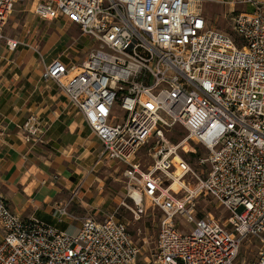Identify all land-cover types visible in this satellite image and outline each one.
<instances>
[{
	"label": "built area",
	"instance_id": "built-area-1",
	"mask_svg": "<svg viewBox=\"0 0 264 264\" xmlns=\"http://www.w3.org/2000/svg\"><path fill=\"white\" fill-rule=\"evenodd\" d=\"M25 1L0 0V43L9 52L30 48L3 33ZM199 4L31 0L36 18L70 20L91 42L66 62L46 64L35 51L42 82L56 86L97 140L94 167H125L134 218L144 199L161 217L144 255L115 212L85 218L70 233L21 218L0 199V264H264V4L233 18V39L208 25ZM116 105L121 120L112 115ZM176 126L186 135L174 143ZM21 128L27 142H41L34 115ZM144 147L146 168L137 159ZM79 190L58 207L61 216L74 220L67 208ZM199 198L220 216L199 211ZM244 246L254 260L240 261Z\"/></svg>",
	"mask_w": 264,
	"mask_h": 264
},
{
	"label": "crops",
	"instance_id": "crops-1",
	"mask_svg": "<svg viewBox=\"0 0 264 264\" xmlns=\"http://www.w3.org/2000/svg\"><path fill=\"white\" fill-rule=\"evenodd\" d=\"M56 31L58 37L64 36ZM76 45L69 44L48 60L42 50H17L16 61L10 65L9 61L1 62L6 48L0 43V199L21 218L70 233L81 225L78 212L82 206L77 200L69 204L68 214L74 220L61 216L58 207L67 203L72 190L89 184L92 174L104 166L94 167L100 145L82 118L55 85L42 82L36 52L46 64L56 57L66 62L78 52ZM30 115L37 118L41 142L25 139L21 126ZM2 236L0 229V242Z\"/></svg>",
	"mask_w": 264,
	"mask_h": 264
},
{
	"label": "rangeland",
	"instance_id": "rangeland-1",
	"mask_svg": "<svg viewBox=\"0 0 264 264\" xmlns=\"http://www.w3.org/2000/svg\"><path fill=\"white\" fill-rule=\"evenodd\" d=\"M199 1L202 14L208 25L230 35L232 39L235 37L232 31L233 18L239 13H251L258 4L262 6L264 4V0ZM235 2H241L242 5H237ZM32 10L31 0H26L16 5L4 28V36L28 43L31 49L42 50V56L45 60L54 57L58 52L67 48L69 44L71 46L78 44L79 46L76 45V50L80 55L91 45L88 40L81 39L78 26L70 20L60 18L52 22L41 21L33 15ZM56 29L59 32H64V36L58 37ZM42 35L46 37L44 38ZM27 49L21 47L17 50ZM17 50L11 52V54L7 50L4 51V59L1 62L5 64L9 61L11 62L10 65H12V62L16 61L17 57H15V54L18 52ZM112 115L116 119L121 120L123 118V112L120 110L119 105L114 107ZM185 135V129L181 126H176L173 133L169 134V137L172 142L176 143ZM183 148L184 150L190 149L187 144H184ZM137 159L140 161L142 168H146L152 161L146 147L139 151ZM124 169L125 167L121 164L113 165L111 169L106 167L97 169V173L92 174L89 184L80 189L78 196L73 201H79L78 205L82 206L81 211L78 212L82 219L93 218L101 221L105 216L115 212L114 215L117 219L128 224L133 240L138 245L143 246V253L146 255L150 253V249L154 246L161 213L153 209L150 202L144 199V213L141 214L138 220L134 218V215L129 210V208L134 207V204L127 197L125 190L126 180L122 175ZM94 177L97 179H94ZM121 202L126 207L122 206ZM197 208L201 212H210L215 217H219L221 214L220 209L209 198H199ZM143 240H146L147 243L144 244ZM243 259H247V261L255 259V254L250 249H246L245 246L241 250L240 261Z\"/></svg>",
	"mask_w": 264,
	"mask_h": 264
},
{
	"label": "bare ground",
	"instance_id": "bare-ground-1",
	"mask_svg": "<svg viewBox=\"0 0 264 264\" xmlns=\"http://www.w3.org/2000/svg\"><path fill=\"white\" fill-rule=\"evenodd\" d=\"M196 2H200L199 0H196ZM220 3H223V2H220ZM235 4L237 5H242L241 2H235ZM184 145V144H183ZM133 197L135 198V200H139V195L138 194H134Z\"/></svg>",
	"mask_w": 264,
	"mask_h": 264
}]
</instances>
